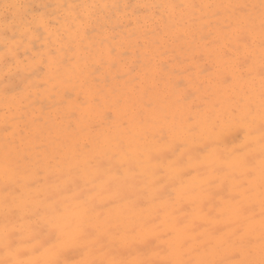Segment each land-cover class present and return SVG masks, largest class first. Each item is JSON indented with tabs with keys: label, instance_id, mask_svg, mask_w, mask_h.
<instances>
[{
	"label": "rangeland",
	"instance_id": "374dc122",
	"mask_svg": "<svg viewBox=\"0 0 264 264\" xmlns=\"http://www.w3.org/2000/svg\"><path fill=\"white\" fill-rule=\"evenodd\" d=\"M19 1L47 14L55 39L42 28L35 35L16 34L17 62L6 64L4 44L0 50V230L7 200L17 208L14 226L31 223V243L42 241L56 203L73 205L82 194L95 210L94 222L98 217L106 228V221L121 227L87 256L68 251L70 260L227 261L241 223L237 203L228 198L247 189L258 236V175L250 181L235 166L243 133L213 129L204 116L231 112L249 100L259 104L260 0ZM244 4L257 7L248 9L251 23L237 24L238 10L231 6ZM88 12L87 31L73 25L74 15ZM244 30L254 32V49L237 38ZM249 51L255 71L251 81L241 80L237 58ZM48 56L60 59L57 71L48 73ZM36 61L44 71H33ZM8 76L15 77L12 87ZM189 126L201 130L169 134ZM253 147L259 151L258 143ZM6 154L19 163L7 180ZM129 168L134 176L114 179ZM120 234L129 240L122 242ZM177 238L195 250L185 255L170 247ZM204 241L211 242L207 250L200 247ZM8 258L0 243V260Z\"/></svg>",
	"mask_w": 264,
	"mask_h": 264
},
{
	"label": "snow or ice",
	"instance_id": "6c2138e0",
	"mask_svg": "<svg viewBox=\"0 0 264 264\" xmlns=\"http://www.w3.org/2000/svg\"><path fill=\"white\" fill-rule=\"evenodd\" d=\"M47 7L46 5L39 6ZM60 7V6H58ZM73 8L94 9L97 5H70ZM104 7H107L105 5ZM119 7V6H114ZM127 7V5H125ZM141 7H155L143 5ZM238 10L235 22L251 23L249 8H255L256 5H235L231 6ZM260 23H259V76L260 91L259 104L249 100L241 106L235 107L228 113H205V122H210L211 127L215 129L220 127L228 132L238 131L243 133L241 144L234 150L235 166L242 170V173L250 181L259 179V234L256 235V226L252 222L254 213L252 212L253 201L246 189L243 192H236L234 196L228 198V201H235L238 207L235 209L236 215L241 221L240 226L233 231L236 239L231 242V259L216 260L208 258H177L158 262V264H264V0H260ZM91 13L84 15H74L73 25L84 27L91 22ZM30 17V19H29ZM0 31H2L3 44L5 52L3 54L4 62L7 64L17 62L14 45H16V30L19 28L22 33L35 35L41 28L47 30L51 22L46 13L40 12L36 5L25 4L22 2L0 4ZM9 32L12 33L9 36ZM238 39H244L246 49H254L256 39L254 32L244 30L237 33ZM41 61H36L33 71H44L40 67ZM56 60L49 57L47 62L48 73L57 71L55 68ZM238 76L241 80H252L255 71V63L251 51L243 57L237 58ZM47 83V81H45ZM147 107H151L148 105ZM201 129L198 126H189L186 129L170 130V135H176L177 132L186 131L196 134ZM258 131V135L256 134ZM222 137H217L221 140ZM259 144L257 152L253 147ZM86 146V145H85ZM179 164V162H178ZM3 171L6 180L10 175H15L19 171L18 159L16 161L9 158L6 154L4 159ZM185 175L188 173L185 172ZM129 175L134 176L131 168L125 173H116L115 180H125ZM15 182V181H13ZM123 197H121L122 199ZM76 203L69 205L60 201L51 209L50 219L45 221L48 227L45 238L42 241L31 243L36 240V232L31 223L17 229L14 226L13 217L16 216L17 208L7 200L4 205L5 224L0 230V243H2L6 255L11 258L0 260V264H123L113 260L97 261L95 259L81 258L80 260H70L66 254L70 250L79 251L82 257L87 256L92 248L99 244L101 239L113 230L121 227L120 222L106 221L104 224L93 221L94 208L90 206L89 200L83 199L82 194L75 197ZM9 225H13L10 227ZM130 230H135V226H130ZM23 233V234H22ZM238 233V235H237ZM210 241H204L200 247L208 249ZM170 247L186 250L185 255L194 251L187 239L177 238L174 242H169ZM167 251V249H165ZM258 257V258H257Z\"/></svg>",
	"mask_w": 264,
	"mask_h": 264
},
{
	"label": "bare ground",
	"instance_id": "6f19581e",
	"mask_svg": "<svg viewBox=\"0 0 264 264\" xmlns=\"http://www.w3.org/2000/svg\"><path fill=\"white\" fill-rule=\"evenodd\" d=\"M18 2H20L19 0H16V1H12V2H10V3H18ZM43 30H44V28H42ZM45 32L47 33V35H48V37H50V39L53 41L54 39H55V34H54V32H53V29L51 28V27H49L47 30H45ZM20 33H22V31L18 28L17 30H16V34H20ZM40 33V32H39ZM12 35V33L11 32H9V36H11ZM3 37L2 36H0V50L2 49V47H3ZM5 46V45H4ZM14 49H16L15 48V45H14ZM48 59H49V56H48ZM55 60L56 61H60V59L59 58H55ZM8 75H14V74H8ZM15 77H9L8 76V84H9V82H10V80L11 79H14ZM9 86H13V84H9ZM17 87V86H16ZM18 89V88H17ZM151 203V209L152 210H154V208L156 207V204H153L152 202H150ZM149 205V204H148ZM39 220V219H38ZM117 220H122V217L121 216H117ZM144 233V236H147L148 235V233H147V229H143L142 230V234ZM175 233H176V235H179L178 233H179V231L177 230V231H175ZM121 240H122V242H125V241H127V240H129V238L128 237H126V236H124V235H122V234H120V237H119ZM258 258V257H257Z\"/></svg>",
	"mask_w": 264,
	"mask_h": 264
}]
</instances>
